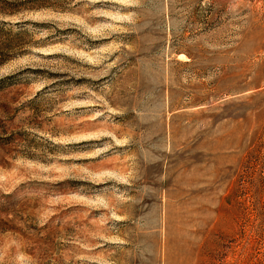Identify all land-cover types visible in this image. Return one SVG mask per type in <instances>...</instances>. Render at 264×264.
Returning <instances> with one entry per match:
<instances>
[{
	"label": "rangeland",
	"instance_id": "obj_1",
	"mask_svg": "<svg viewBox=\"0 0 264 264\" xmlns=\"http://www.w3.org/2000/svg\"><path fill=\"white\" fill-rule=\"evenodd\" d=\"M0 264H264V0H0Z\"/></svg>",
	"mask_w": 264,
	"mask_h": 264
}]
</instances>
